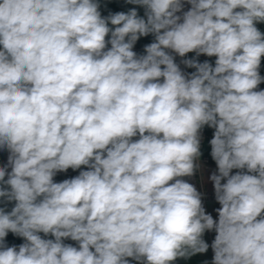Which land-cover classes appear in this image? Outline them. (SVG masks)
<instances>
[{"label": "clouds", "instance_id": "1", "mask_svg": "<svg viewBox=\"0 0 264 264\" xmlns=\"http://www.w3.org/2000/svg\"><path fill=\"white\" fill-rule=\"evenodd\" d=\"M125 2L0 0V264H172L213 230L211 264H264V0ZM205 126L217 220L182 179Z\"/></svg>", "mask_w": 264, "mask_h": 264}, {"label": "crops", "instance_id": "2", "mask_svg": "<svg viewBox=\"0 0 264 264\" xmlns=\"http://www.w3.org/2000/svg\"><path fill=\"white\" fill-rule=\"evenodd\" d=\"M100 4H101L100 11H101L102 16H107L110 12L111 13L127 12L130 9H132V8H136L137 11H138V14L140 16H142V17L144 16V8L142 6L128 4V3L125 2V0H100ZM109 26L110 27H114V26H111V25H109ZM256 26L261 30V32H264V23H257ZM153 40H154V37L151 34L146 36V37H141L137 41V43L135 44V46L133 48V51H135L137 54H144V46L146 44H149V43L153 42ZM109 47H110V45H109ZM193 57H195V56H191L190 58H193ZM197 59L199 60V62H204L205 60H208L214 66L216 57H207L205 55L204 57L197 58ZM180 61L181 60H179V61L176 60V62L178 64L180 63ZM180 67L186 73H191V72L195 71L194 68H187L183 64H180ZM259 71H260V75L264 76V57L261 58V66H260ZM258 90H264V83H261L258 86ZM213 132H214V129L209 128L208 126H205L203 128L202 134L205 135V140L203 142V146L201 148V152H202L203 155L208 156L210 158L211 162L216 165L215 161L211 157V145L209 143V141L213 137ZM1 160H2V155H1V152H0V162H1ZM232 171L236 172L238 170L234 169ZM78 174H79V170L73 171L72 169H69L67 172L58 173L54 177V180L56 182H60V181H62L64 179L74 177V176H76ZM210 175L211 174H206L204 176V182H205L207 187L214 188L212 181L209 179ZM184 178L185 177H183L182 179H184ZM13 206H14V202L8 203L6 205V210L10 211ZM0 207H5V205L0 204ZM204 207H205L206 212L210 213L214 220L218 219V213L215 210L217 208H219L220 205L216 201L215 198L213 200H210L209 202H207V204L204 205ZM40 235L43 236V233H41ZM215 235H216V233H215L214 230L213 231H206L204 233L203 238L209 244V248H208L207 252L193 255V256H191L188 259L179 258L176 261L172 262V264H205L206 261L208 262V264H211V261H212L213 255H214V253L212 251V248H211V243L214 240ZM46 238H53L54 239V237H51V236L46 237ZM6 241H7V244L9 246H12V245H17L18 246V245H20V244H22L24 242V238L15 236L11 232H9L7 237H6ZM65 243H71V244H73V246H78L77 242L71 241L70 239L69 240H65ZM133 264H135L134 261H133Z\"/></svg>", "mask_w": 264, "mask_h": 264}, {"label": "built area", "instance_id": "3", "mask_svg": "<svg viewBox=\"0 0 264 264\" xmlns=\"http://www.w3.org/2000/svg\"><path fill=\"white\" fill-rule=\"evenodd\" d=\"M190 5L185 3L184 10H188ZM196 54L194 52L186 54V58H190L191 56H195ZM205 55H200L198 58H202ZM182 58L178 55L176 56V60H181ZM205 140V135L202 134V141H201V148L203 146V142ZM2 155V160L0 162V166L7 163V157L8 152L7 151H0ZM199 163L201 165L200 169L197 170L196 174L192 177H185L184 179L187 180L189 183H192L196 189L203 194L202 202L203 205H206L207 202L210 200H213L215 198L214 188L207 187L204 182V176L206 174H212L214 171L217 170V165L213 164L210 160V158L206 155H201L199 158ZM10 171V169H9ZM232 174H235V172L232 171Z\"/></svg>", "mask_w": 264, "mask_h": 264}]
</instances>
